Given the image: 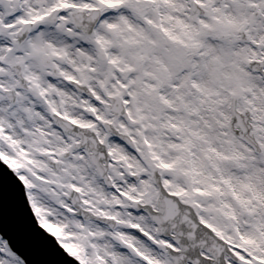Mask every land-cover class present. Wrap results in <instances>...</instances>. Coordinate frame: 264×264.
Listing matches in <instances>:
<instances>
[{
  "label": "snow or ice",
  "instance_id": "6c2138e0",
  "mask_svg": "<svg viewBox=\"0 0 264 264\" xmlns=\"http://www.w3.org/2000/svg\"><path fill=\"white\" fill-rule=\"evenodd\" d=\"M0 264H264V0H0Z\"/></svg>",
  "mask_w": 264,
  "mask_h": 264
}]
</instances>
